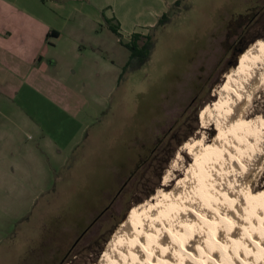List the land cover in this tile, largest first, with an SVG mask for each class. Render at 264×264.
I'll use <instances>...</instances> for the list:
<instances>
[{
  "label": "rangeland",
  "instance_id": "rangeland-1",
  "mask_svg": "<svg viewBox=\"0 0 264 264\" xmlns=\"http://www.w3.org/2000/svg\"><path fill=\"white\" fill-rule=\"evenodd\" d=\"M20 1L44 26L35 44L44 70L51 74L47 64L55 58L64 63L66 79L54 88L28 81L8 95L10 82L0 83V264H32L33 254L35 264L49 259L85 219V230L57 263L104 264L115 240L130 229L138 204L162 188L164 196L140 212L148 222L198 182L197 157L182 145L202 137L214 148L223 143L217 111L204 128L202 113L224 100L243 55L264 48L262 26L251 17L264 0H175L163 12L170 21L158 25L159 16L143 26L144 33L107 20V8L93 0ZM5 22L10 25L0 13V32ZM53 28L61 33L55 44L45 36ZM134 34L151 36L154 46L150 59L131 70L125 66L130 52L120 40L131 41ZM244 114L249 129H264V85L254 90ZM38 126L63 130L65 140L73 134L79 144L61 155L50 146L40 162L28 161ZM178 153V168L162 185ZM259 162L252 186L264 205V154ZM100 205L106 207L88 217Z\"/></svg>",
  "mask_w": 264,
  "mask_h": 264
},
{
  "label": "bare ground",
  "instance_id": "bare-ground-1",
  "mask_svg": "<svg viewBox=\"0 0 264 264\" xmlns=\"http://www.w3.org/2000/svg\"><path fill=\"white\" fill-rule=\"evenodd\" d=\"M263 85L264 48L243 55L224 100L202 113L204 128L217 111L223 143L214 148L202 137L182 145L197 157L198 182L148 222L140 220V212L164 196L162 188L138 204L130 229L115 240L104 264H264V205L252 186L264 154V129L251 130L244 119L254 90ZM180 157L162 185L172 180Z\"/></svg>",
  "mask_w": 264,
  "mask_h": 264
},
{
  "label": "crops",
  "instance_id": "crops-1",
  "mask_svg": "<svg viewBox=\"0 0 264 264\" xmlns=\"http://www.w3.org/2000/svg\"><path fill=\"white\" fill-rule=\"evenodd\" d=\"M81 1L83 2L84 0ZM93 1L99 6L107 8L105 12L107 20L119 24L123 30L130 31L132 27H135L134 30L144 33L146 29L143 28V26L153 25L156 18L161 16L166 7L175 0ZM27 5L28 4H25L20 0H0V13L4 14L10 22V25H7V22H5L3 30L0 32L1 38L3 37V41H0V69L4 71L3 74H0V83L3 81H5V83L10 82L9 84L6 83V90L4 92L6 95L10 93H19L22 86L28 81L35 85H51V87L54 88L56 84H61L66 79L63 73H61L64 70V63L59 65V61L55 58L50 59L47 64L48 69H52L51 74L44 70L46 65L44 62L45 57L39 55V48L35 45L38 41H41L38 34L39 26L43 28L44 26L41 25L39 18L35 19V13L27 9L28 7L26 8ZM87 12L88 11H85L86 14ZM51 31L56 34L54 36L52 35V37L55 38V42L53 43L55 44L61 39V33L53 28L50 31H47L45 36ZM25 66L28 68V71L27 74L24 75L22 69ZM54 69H56V71ZM35 130L37 136L35 152L31 147L26 149L32 152L31 155L25 158L28 161H31V158H34L37 162H40L39 154L45 157V153L49 151L50 146H54L51 152L54 151L61 155V152L66 150L69 145L72 146L73 144H79L78 140L75 139V141L74 138L72 139V136L75 137V135L70 133H67V135L70 136L68 139H61V136L66 134L63 130L53 133L52 131L44 130L43 127L40 126ZM39 132H42V134H39ZM62 140H65L66 142H63ZM41 142L45 143V147L44 145H40ZM66 157L67 156H63L64 159H66ZM120 179L121 175L117 179L119 185ZM103 207L105 208L106 205L98 206L99 209H95L92 213L88 214V217H91V215L92 217L93 215L97 216L99 212L104 209ZM88 222L89 221L86 219L84 223L78 220L75 229H79V231H73L75 235H73V237L70 236L68 244L55 247L49 255V259L43 260L38 264H56L57 261L62 260L61 258L65 255L67 250L74 247L72 246L73 242L83 233ZM77 244L78 243H76V245ZM32 264H35V254H33L32 257Z\"/></svg>",
  "mask_w": 264,
  "mask_h": 264
},
{
  "label": "trees",
  "instance_id": "trees-1",
  "mask_svg": "<svg viewBox=\"0 0 264 264\" xmlns=\"http://www.w3.org/2000/svg\"><path fill=\"white\" fill-rule=\"evenodd\" d=\"M179 1H175V4L178 3ZM252 20H257L260 22L261 26H262V30L264 32V3L261 5V7L257 10H255L252 15ZM170 21V16L168 15V13H163L160 18L158 19L157 24L158 25H162L165 24L167 22ZM109 29L113 32H115L116 34H118V28L116 25H109ZM54 36L56 35L54 32H50L47 33L46 37L49 36ZM264 38V36H261ZM258 41H262V40H256L253 43H256ZM120 43L123 44L130 52V56L129 59L127 61V64L125 65L126 67H130V69H135L137 67H139L140 65L144 64L145 62H147L150 59V55H151V51L153 49L154 46V39L151 36H142L141 34H134L133 39L131 41L128 42H124L122 40H120ZM260 44V42L258 44H256L253 48H255L256 46H258ZM251 50V49H249ZM248 50V51H249ZM260 49L256 48L251 51V54H255L257 51H259ZM247 51V52H248ZM246 53V52H245ZM121 73V75L119 76V79L122 78V75L124 73ZM178 194V192H177ZM175 194V195H177Z\"/></svg>",
  "mask_w": 264,
  "mask_h": 264
}]
</instances>
